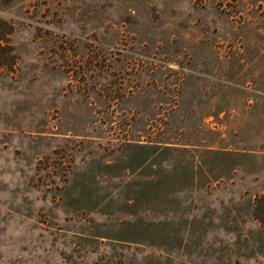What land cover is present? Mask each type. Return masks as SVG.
I'll list each match as a JSON object with an SVG mask.
<instances>
[{"label":"rangeland","instance_id":"374dc122","mask_svg":"<svg viewBox=\"0 0 264 264\" xmlns=\"http://www.w3.org/2000/svg\"><path fill=\"white\" fill-rule=\"evenodd\" d=\"M264 0H0V264H264Z\"/></svg>","mask_w":264,"mask_h":264},{"label":"trees","instance_id":"16d2710c","mask_svg":"<svg viewBox=\"0 0 264 264\" xmlns=\"http://www.w3.org/2000/svg\"><path fill=\"white\" fill-rule=\"evenodd\" d=\"M251 210L252 217L264 224V191L254 195Z\"/></svg>","mask_w":264,"mask_h":264}]
</instances>
